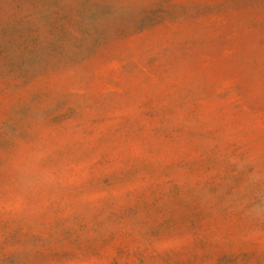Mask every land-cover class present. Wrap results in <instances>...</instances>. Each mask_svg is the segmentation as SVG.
<instances>
[{"label":"rangeland","instance_id":"374dc122","mask_svg":"<svg viewBox=\"0 0 264 264\" xmlns=\"http://www.w3.org/2000/svg\"><path fill=\"white\" fill-rule=\"evenodd\" d=\"M0 264H264V0H0Z\"/></svg>","mask_w":264,"mask_h":264}]
</instances>
